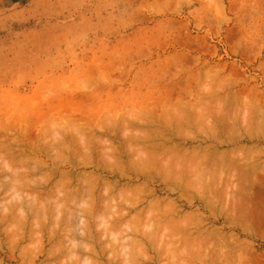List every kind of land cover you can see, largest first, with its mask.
I'll return each mask as SVG.
<instances>
[{
	"label": "clouds",
	"instance_id": "obj_1",
	"mask_svg": "<svg viewBox=\"0 0 264 264\" xmlns=\"http://www.w3.org/2000/svg\"><path fill=\"white\" fill-rule=\"evenodd\" d=\"M33 11L65 19L48 25L55 54L0 40L7 264H264V75L240 78L201 51L225 43L264 73V0H34ZM128 30L149 44L83 55L100 32ZM98 147V171L61 178Z\"/></svg>",
	"mask_w": 264,
	"mask_h": 264
},
{
	"label": "rangeland",
	"instance_id": "obj_2",
	"mask_svg": "<svg viewBox=\"0 0 264 264\" xmlns=\"http://www.w3.org/2000/svg\"><path fill=\"white\" fill-rule=\"evenodd\" d=\"M33 9L34 0H0V40L9 43L12 41H20L25 43L29 49L36 51L47 50L55 54L53 37L58 33L50 30L48 25L55 24L57 19L63 21L65 16L61 15L49 20L48 17L38 16ZM144 26L150 27L147 20L144 21ZM149 42L150 37L144 32L138 35L133 33L132 30H128L127 34L124 32L110 34L100 32L94 43L89 45L91 50L83 55L90 61L98 58L104 59L111 57L115 53L127 52L133 45L139 47L141 44L147 45ZM212 43V41H209V45ZM190 46L193 48L198 47L194 43ZM201 51L206 56H210L214 52V59L225 64L228 71H234L240 78L264 75V73L260 72L256 64H249L246 59H241L239 54L231 51L225 43L217 41L210 50L208 46H205ZM151 55L154 60H166L165 46H153ZM234 61L237 62L236 65L233 64ZM65 87H68V85L65 84ZM129 87H131V84H129ZM76 167L79 169L67 165L63 168L64 172H68V174L71 172L72 177H69L71 180L66 177L70 180L69 182L72 181L76 173L82 172L81 174H83L87 171V173H91L94 170L92 165ZM84 169L85 171H83ZM72 173L75 174L73 175ZM64 221L67 223L66 218ZM0 259H3L7 264L9 256L0 253Z\"/></svg>",
	"mask_w": 264,
	"mask_h": 264
},
{
	"label": "bare ground",
	"instance_id": "obj_3",
	"mask_svg": "<svg viewBox=\"0 0 264 264\" xmlns=\"http://www.w3.org/2000/svg\"><path fill=\"white\" fill-rule=\"evenodd\" d=\"M103 152H104V149L102 148V147H100V148H97L96 149V154L93 156V155H89V156H87V157H80V156H76L75 157V161H74V163L71 165L72 167H75V168H77V169H79L78 167H76V166H81V167H87V165H92L93 166V168H94V170L93 171H91V173H94V172H96V171H98L99 169H100V166H101V164H103L104 163V155H103ZM76 169V170H77ZM81 169V168H80ZM74 170V169H73ZM82 170V169H81ZM92 170V169H91ZM63 171V170H62ZM66 171V170H65ZM70 171V170H69ZM83 171H85V169L83 170ZM75 172V171H74ZM78 172V171H77ZM88 172V171H87ZM71 172H69V174H68V172H62V179L64 180V181H67V182H69L71 179L69 178V177H72V175L70 174ZM80 173V172H79ZM82 173V172H81ZM85 173V172H84ZM73 174V173H72ZM75 174V173H74ZM73 174V175H74ZM68 179H70V180H68ZM73 180V179H72ZM72 182V181H71ZM64 220H65V218H64Z\"/></svg>",
	"mask_w": 264,
	"mask_h": 264
}]
</instances>
